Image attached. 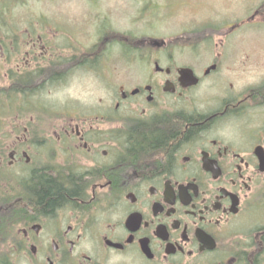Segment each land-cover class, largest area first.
<instances>
[{
    "label": "flooded vegetation",
    "instance_id": "1",
    "mask_svg": "<svg viewBox=\"0 0 264 264\" xmlns=\"http://www.w3.org/2000/svg\"><path fill=\"white\" fill-rule=\"evenodd\" d=\"M102 18L79 20L90 47L66 19L16 22L0 107L5 81L28 101L95 71L116 37ZM240 24L195 22L179 38ZM176 39L144 37L122 63L143 72L111 78L105 99L37 102L48 125L0 127V264H264V78L239 85L228 48Z\"/></svg>",
    "mask_w": 264,
    "mask_h": 264
},
{
    "label": "rangeland",
    "instance_id": "2",
    "mask_svg": "<svg viewBox=\"0 0 264 264\" xmlns=\"http://www.w3.org/2000/svg\"><path fill=\"white\" fill-rule=\"evenodd\" d=\"M256 11H259L260 16L251 18ZM81 17L85 20H90L89 17H103L105 23L109 22L107 25L116 32L112 44L106 47L110 49L100 50L95 71L91 70L92 67L84 66L64 85L38 90L39 94L35 92L28 101H21L20 98L14 101L9 94L12 92L11 87L5 81L2 84L3 102L0 107V127L3 128L4 136H8L11 127L17 125L19 120L22 124L31 122L33 125H48L49 122H45L44 108L39 110L35 107L37 102L45 104L49 101L58 106L64 99H78L83 105H92L95 99L111 93L114 87L109 82L111 78L115 83L117 78L133 79L142 73L133 64L124 69L126 67L122 63L133 62L136 53H145L139 46L142 45L140 41L148 36L167 41L177 38L172 43L174 45L202 43L215 46L221 43L223 48H228L225 49L228 51L225 61L242 69L231 73L233 82L248 86L257 83V79L260 82L264 78V0H0V39L4 43L3 56L0 53L2 74L7 73L14 62L9 58L12 51V30L15 29L16 22L17 28H22L27 20L33 18L45 21L52 19L57 23L66 19L68 36H77L79 41L82 40L85 46L90 47L86 37L77 31ZM43 22L38 23L42 26ZM195 22H201L209 32L232 23L241 24L233 34L223 38L215 35L209 37L207 32L205 37L193 38L190 43L179 38ZM125 37L128 38L125 40ZM27 102L30 103L29 109L26 107ZM17 107H22L20 111H23V116L20 119L16 117L19 112H16ZM259 117L261 116L253 115L252 118ZM54 119L53 115L52 120ZM5 173L11 174L12 171Z\"/></svg>",
    "mask_w": 264,
    "mask_h": 264
},
{
    "label": "trees",
    "instance_id": "3",
    "mask_svg": "<svg viewBox=\"0 0 264 264\" xmlns=\"http://www.w3.org/2000/svg\"><path fill=\"white\" fill-rule=\"evenodd\" d=\"M9 94L11 95V98H12V92H11V93H9ZM10 95H9V96H10Z\"/></svg>",
    "mask_w": 264,
    "mask_h": 264
}]
</instances>
